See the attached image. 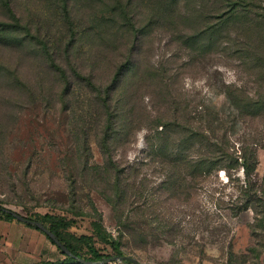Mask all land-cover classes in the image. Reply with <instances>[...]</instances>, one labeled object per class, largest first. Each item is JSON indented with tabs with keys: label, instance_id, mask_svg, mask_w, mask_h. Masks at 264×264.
<instances>
[{
	"label": "rangeland",
	"instance_id": "rangeland-1",
	"mask_svg": "<svg viewBox=\"0 0 264 264\" xmlns=\"http://www.w3.org/2000/svg\"><path fill=\"white\" fill-rule=\"evenodd\" d=\"M106 89L131 131L104 156ZM158 122L215 135L233 158L254 152L263 186L264 0H0L1 206L71 221L78 238L101 218L141 264H264V219L240 211L244 168L195 178L194 165L165 163Z\"/></svg>",
	"mask_w": 264,
	"mask_h": 264
},
{
	"label": "trees",
	"instance_id": "trees-1",
	"mask_svg": "<svg viewBox=\"0 0 264 264\" xmlns=\"http://www.w3.org/2000/svg\"><path fill=\"white\" fill-rule=\"evenodd\" d=\"M101 102L106 111L107 121L105 120L104 134L102 140L99 144L101 152L104 156L108 155V151L111 147L112 142L123 141L125 137L130 134V127L128 124H124L122 120L119 119L118 105L116 106L113 94L110 89L101 90ZM156 127L155 136L151 138L153 140L152 146L157 148V153L164 159L165 163H177L181 165H194L191 168L194 173L193 177L201 178L205 173H212L219 171L224 165L228 163L235 162L244 168L246 173V189L244 192L245 201L243 202V207L240 211L249 209L255 210L257 216L262 217L261 222L264 219V182L262 187H257L254 181V172L257 167V159L255 153L248 151L244 148L240 150L241 155L239 157L233 158V153L229 152V145L224 141L219 140L215 135L209 134L204 130L192 128L188 125H180L179 123H154ZM180 131L181 137L178 138L179 145H175L183 153L177 154L175 159H170L167 154V149L169 148V140L175 131ZM157 140V141H156ZM156 141V142H155ZM195 153V157L187 156L188 153ZM111 169L116 173V185L119 187L117 190V197L121 198L122 190L121 186V171L117 164H111ZM264 181V179H263ZM255 206V207H254ZM257 206V209H256ZM0 219L6 221H16L17 219L12 213L4 211L1 206ZM11 211V210H10ZM13 212V211H12ZM37 221L43 223L47 229H49L55 236L69 249L73 256H68L57 246V244L46 234L40 231L37 227L28 224V227L40 231L44 234L47 239L57 247V250L63 259H59L58 264L64 262V264H83L81 260H86L88 262H103L104 260L112 257H125V253L122 250V242L116 239L112 234H110L105 228L102 219L94 218L92 222L94 235L93 236H81L75 237L66 235L67 231L72 227V222L65 219H57L52 216H44L43 218L37 219ZM21 223V222H20ZM97 240L110 248L115 255H105L96 247ZM90 257H85L83 251ZM53 264L55 262H47Z\"/></svg>",
	"mask_w": 264,
	"mask_h": 264
},
{
	"label": "crops",
	"instance_id": "crops-1",
	"mask_svg": "<svg viewBox=\"0 0 264 264\" xmlns=\"http://www.w3.org/2000/svg\"><path fill=\"white\" fill-rule=\"evenodd\" d=\"M46 239L23 223L0 219V264H45L42 253L49 247Z\"/></svg>",
	"mask_w": 264,
	"mask_h": 264
},
{
	"label": "water",
	"instance_id": "water-1",
	"mask_svg": "<svg viewBox=\"0 0 264 264\" xmlns=\"http://www.w3.org/2000/svg\"><path fill=\"white\" fill-rule=\"evenodd\" d=\"M0 210H1V207H0ZM3 210L6 212H9V213H12L13 216L18 221H20L21 223L37 227L40 231H42L44 234L49 236L57 244V246L62 250V252H64L68 256H73L72 253L69 251V249L55 236V234H53L49 229H47V227L43 223H41L37 220H33L30 218L21 216L15 212H12V211L5 209V208ZM126 260L130 261L133 264H141L135 258H132L129 256H125L122 258L112 257V258H108V259L104 260L103 262H88L86 260H81V262L83 264H109V263H113V262H117V261H126Z\"/></svg>",
	"mask_w": 264,
	"mask_h": 264
}]
</instances>
